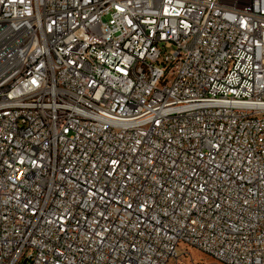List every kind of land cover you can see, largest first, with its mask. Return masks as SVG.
<instances>
[{"label": "built area", "instance_id": "2783aa9c", "mask_svg": "<svg viewBox=\"0 0 264 264\" xmlns=\"http://www.w3.org/2000/svg\"><path fill=\"white\" fill-rule=\"evenodd\" d=\"M179 244L264 264V0H0V264Z\"/></svg>", "mask_w": 264, "mask_h": 264}, {"label": "rangeland", "instance_id": "374dc122", "mask_svg": "<svg viewBox=\"0 0 264 264\" xmlns=\"http://www.w3.org/2000/svg\"><path fill=\"white\" fill-rule=\"evenodd\" d=\"M178 264H221L213 260L212 258L200 253L194 248L179 244L177 246ZM174 263V262H171Z\"/></svg>", "mask_w": 264, "mask_h": 264}]
</instances>
